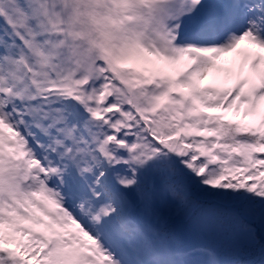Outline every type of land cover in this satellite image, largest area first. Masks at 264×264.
<instances>
[{"label": "snow or ice", "instance_id": "1", "mask_svg": "<svg viewBox=\"0 0 264 264\" xmlns=\"http://www.w3.org/2000/svg\"><path fill=\"white\" fill-rule=\"evenodd\" d=\"M0 264H264V0H0Z\"/></svg>", "mask_w": 264, "mask_h": 264}, {"label": "rangeland", "instance_id": "2", "mask_svg": "<svg viewBox=\"0 0 264 264\" xmlns=\"http://www.w3.org/2000/svg\"><path fill=\"white\" fill-rule=\"evenodd\" d=\"M230 59H231V54H227V55L221 57V61L220 62L221 63H225L227 61H230ZM205 83H208V81L206 80Z\"/></svg>", "mask_w": 264, "mask_h": 264}]
</instances>
